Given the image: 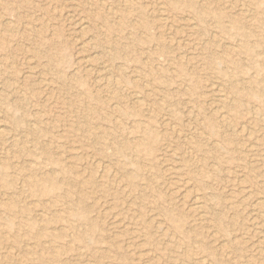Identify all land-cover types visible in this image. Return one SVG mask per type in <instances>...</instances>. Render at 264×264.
Returning <instances> with one entry per match:
<instances>
[{"label":"rangeland","instance_id":"1","mask_svg":"<svg viewBox=\"0 0 264 264\" xmlns=\"http://www.w3.org/2000/svg\"><path fill=\"white\" fill-rule=\"evenodd\" d=\"M0 131V264H264V0H0Z\"/></svg>","mask_w":264,"mask_h":264},{"label":"bare ground","instance_id":"2","mask_svg":"<svg viewBox=\"0 0 264 264\" xmlns=\"http://www.w3.org/2000/svg\"><path fill=\"white\" fill-rule=\"evenodd\" d=\"M193 5H194V4H193ZM191 6H192V4H191ZM192 8H193V7H192ZM193 9H195V8H193ZM160 11H162V10H160ZM194 12H195V11H194ZM92 13H93V12H92ZM198 14H199V13H198ZM161 19H162V18H161ZM131 21H132V20H131ZM84 29H85V28H84ZM84 29H83V30H84ZM83 30H81V31H83ZM75 31H76V30H75ZM184 42H185V41H184ZM89 67H90V66H89ZM88 69H89V68H88ZM104 69H105V68H104ZM106 69H107V68H106ZM108 69H109V68H108ZM174 72H175V71H174ZM96 81H97V80H96ZM222 89H223V88H222ZM1 91H2V90H1ZM21 92H22V91H21ZM223 99H224V98H223ZM137 100H140V99H137ZM140 101H141V100H140ZM215 102H216V101H215ZM141 103H142V101H141ZM141 103H140V104H141ZM146 103H147V102H146ZM218 103H220V102H218ZM221 103H222V102H221ZM143 104H144V103H142V105H143ZM112 105H113V104H112ZM139 106H140V105H139ZM139 106H138V107H139ZM117 107H118V106H117ZM218 108H220V107H218ZM215 110H217V109H215ZM216 113H217V112H216ZM218 114H220V113H218ZM29 123H30V122H29ZM1 130H2V128H1ZM7 130H8V129H7ZM2 131H3V133H4L5 130L3 129ZM2 131H0V133H2ZM182 137H183V136H182ZM5 151H6V150H5ZM189 151H190V150H189ZM15 164H16V163H15ZM107 164H108V163H107ZM33 171H34V170H33ZM36 171H37V170H36ZM34 172H35V171H34ZM36 174H37V173H36ZM38 174H39V173H38ZM32 176H33V175H32ZM35 176H36V175H35ZM37 176H38V175H37ZM45 178H46V177H45ZM40 179H41V178H40ZM53 179H54V178H53ZM48 180H49V179H48ZM38 181H41V180H38ZM45 181H46V180H45ZM35 182L37 183V180H36ZM28 183H29V182H28ZM42 183H43V181H42ZM44 183H45V182H44ZM44 183H43V184H44ZM30 186H31V185H30ZM40 186H42V185H40ZM36 187H37V186H36ZM185 190H186V189H185ZM180 195H181V194H180ZM197 199H198V198H197ZM258 200H259V199H258ZM3 201H4V200H3ZM260 201H261V200H260ZM194 204H195V202H194ZM199 208H200V207H199L198 204L196 203V204H195V208H194L195 211L198 212ZM199 211H200V210H199ZM39 212H40V211H39ZM198 213H201V212H198ZM255 213H256V212H255ZM262 214H263V213H262ZM39 216H40V218H41V220H42V219H43L42 214H39ZM44 220H45V219H43V222H44ZM47 221H48V220H47ZM160 222H161V221H160ZM263 222H264V221H263ZM44 224H45V223H44ZM123 224H124V223H123ZM59 235H60V234H59ZM59 235H58V236H59ZM53 236H54V235H53ZM51 237H52V236H51ZM52 238H53V237H52ZM108 238H109V237H108ZM55 239H57V238H55ZM59 239H60V238H59ZM57 240H58V239H57ZM220 244H221V243H220ZM13 248H14V247H13ZM7 249H8V248H7ZM28 250H29V249H28ZM32 250H33V249H32ZM10 251H12V250H10ZM8 252H9V251H8ZM33 253H35V252L33 251ZM9 254H11L12 256L14 255L13 252H9ZM25 254H26V253H25ZM27 254H28V253H27ZM16 256H17V255H16ZM18 258H19V256H17V259H18ZM23 258H24V257H23ZM9 259H11V258H9ZM20 259H21V258H20ZM20 259H19V260H20ZM17 261H18V260H17ZM208 263H209V262H208Z\"/></svg>","mask_w":264,"mask_h":264}]
</instances>
